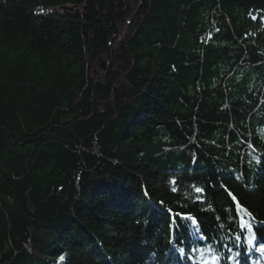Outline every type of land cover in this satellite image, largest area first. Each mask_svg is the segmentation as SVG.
<instances>
[{
	"label": "trees",
	"instance_id": "trees-1",
	"mask_svg": "<svg viewBox=\"0 0 264 264\" xmlns=\"http://www.w3.org/2000/svg\"><path fill=\"white\" fill-rule=\"evenodd\" d=\"M237 233L264 263V0H0V264H235Z\"/></svg>",
	"mask_w": 264,
	"mask_h": 264
},
{
	"label": "snow or ice",
	"instance_id": "snow-or-ice-1",
	"mask_svg": "<svg viewBox=\"0 0 264 264\" xmlns=\"http://www.w3.org/2000/svg\"><path fill=\"white\" fill-rule=\"evenodd\" d=\"M253 19H255V17H253ZM209 36H211V33H209ZM219 187L222 189L223 194L229 198V203L234 204L235 211H236L237 215H239V213L241 211H243L246 214V216H240L239 228L241 229V231H243L245 228H247L248 234H246L244 236L243 243H244V245H246L245 254L251 253L253 251V244H254V241L257 239V236H256L255 232L253 231V225H252L251 221L246 218V217H252V212L250 211V206H246V202H242L243 198L242 197L238 198L237 194H235L233 191H231L229 189L228 185L225 184L224 181L220 182ZM173 191H176V189L173 188ZM203 191H204L203 188H196V192H198V193L203 192ZM175 207H179V206H175ZM164 213H165V215H168L171 218L172 224L177 225V231H180V227H181L178 224V221H191V223L194 226L197 225L198 223H200L196 217H194L190 213H186L184 211H175L174 212L173 208H165ZM253 219H254V217H253ZM186 231L187 230L185 228V232ZM198 231H199V229H198ZM199 239L204 240V239H206V237L204 235H201L199 237ZM234 241H235V250L227 244H225L224 247L228 251L229 260L234 261L235 264H240L239 258L241 256V251L239 249H240L241 244H242V238H241L240 233H237L234 236ZM178 242H180V241L178 240ZM192 243H195V242L193 241ZM189 246L191 247L192 253L200 251V249L198 247H194L191 245H189ZM178 251L182 257L185 255V248L184 247H179ZM255 251L258 253L264 254V243L260 244L259 247H256ZM60 259L63 260L64 257L61 256ZM218 261H219V256L213 255L212 256V264H217ZM204 264H208V262L205 261Z\"/></svg>",
	"mask_w": 264,
	"mask_h": 264
},
{
	"label": "rangeland",
	"instance_id": "rangeland-1",
	"mask_svg": "<svg viewBox=\"0 0 264 264\" xmlns=\"http://www.w3.org/2000/svg\"><path fill=\"white\" fill-rule=\"evenodd\" d=\"M81 8V7H80ZM51 10H58L61 11L62 9L60 7L52 8Z\"/></svg>",
	"mask_w": 264,
	"mask_h": 264
}]
</instances>
